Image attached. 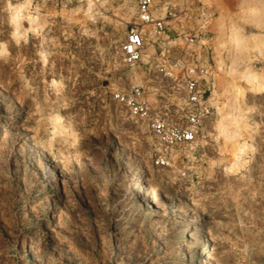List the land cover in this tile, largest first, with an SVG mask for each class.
<instances>
[{
	"label": "rangeland",
	"instance_id": "1",
	"mask_svg": "<svg viewBox=\"0 0 264 264\" xmlns=\"http://www.w3.org/2000/svg\"><path fill=\"white\" fill-rule=\"evenodd\" d=\"M240 1L204 9L171 0L173 18L162 34L147 33L141 63L127 66L120 45L136 23L132 1L104 0L90 13L79 0H0V264H199L204 253L208 264H264V91L223 75L239 81L246 126L248 150L234 172L211 129L155 167L162 148L111 97L142 87L152 108H174L171 81L156 69L211 71L203 43L215 24L264 41ZM223 46L228 71L235 56ZM250 52L251 70L263 75L264 53ZM244 66L237 60L236 72Z\"/></svg>",
	"mask_w": 264,
	"mask_h": 264
},
{
	"label": "built area",
	"instance_id": "2",
	"mask_svg": "<svg viewBox=\"0 0 264 264\" xmlns=\"http://www.w3.org/2000/svg\"><path fill=\"white\" fill-rule=\"evenodd\" d=\"M135 5L136 23L126 28V36L120 45L122 60L127 66L141 63L148 41V32L160 35L176 10L171 0H130ZM198 1V0H189ZM90 13L99 9L104 0H79ZM187 43L189 40L184 39ZM190 42V41H189ZM174 74L164 64L156 69V74L171 81V90L177 100L174 108L167 105L161 109L152 108L147 97V88L135 87L129 91H114L112 100L122 106L129 117L142 123L148 133L162 148L155 157L157 168L166 167L169 151L207 138L211 128L213 106L212 85L206 80L208 67L200 69L189 63L179 64ZM149 72V71H148Z\"/></svg>",
	"mask_w": 264,
	"mask_h": 264
},
{
	"label": "bare ground",
	"instance_id": "3",
	"mask_svg": "<svg viewBox=\"0 0 264 264\" xmlns=\"http://www.w3.org/2000/svg\"><path fill=\"white\" fill-rule=\"evenodd\" d=\"M204 9L212 8L215 6V0H200ZM242 5L248 7L246 15L247 18L254 21L258 26L264 27V0H241ZM11 23H13L14 29H17L16 15L11 16ZM31 23V22H30ZM215 37L211 42H204L203 45L209 46L212 51L213 67L211 71H207L206 80L212 85L211 103L214 111V119L211 123L210 136L212 141L217 145V150L220 154L229 153L231 155V164L228 171L231 172L243 165L241 158L245 155L248 147L245 143H241L242 132L246 130L245 124L241 122L242 112L239 107H236V103L241 98V87L238 85L239 81H242L244 87L248 88L254 93L264 91V74L259 75L251 70L250 64L254 60V56L250 55V51L254 50L257 55L264 53V41L260 39H250L245 41L236 29H229L223 31L220 24H215ZM213 22L207 19L201 21V29L203 31H212ZM226 36V41L222 42V37ZM15 36V35H14ZM16 37V36H15ZM250 44V45H249ZM227 45L229 50L234 53V60L231 62V67L228 71H224L223 59L221 57V50ZM1 49V53H2ZM41 59L44 58L42 53ZM237 60L245 63L242 71L237 73L235 65ZM247 63V65H246ZM234 76L238 75V83L231 77L229 82L222 80L223 75ZM57 121H54V125L57 126ZM227 169V168H226ZM234 172V171H233ZM145 183L143 180L137 181L134 184L133 189L136 191V197L145 201L146 191L144 190ZM191 231V230H190ZM188 241H195V232L187 235ZM202 247L201 254L204 253ZM207 254H202L199 264H208ZM198 264V262L196 263Z\"/></svg>",
	"mask_w": 264,
	"mask_h": 264
},
{
	"label": "clouds",
	"instance_id": "4",
	"mask_svg": "<svg viewBox=\"0 0 264 264\" xmlns=\"http://www.w3.org/2000/svg\"><path fill=\"white\" fill-rule=\"evenodd\" d=\"M10 10H11V11H13V12H15V11H16V9H15V8H11Z\"/></svg>",
	"mask_w": 264,
	"mask_h": 264
}]
</instances>
